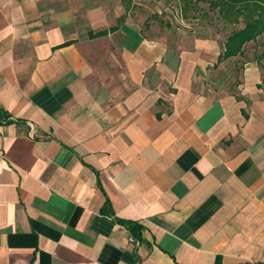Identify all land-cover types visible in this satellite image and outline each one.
I'll list each match as a JSON object with an SVG mask.
<instances>
[{"label": "crops", "instance_id": "0c3cea01", "mask_svg": "<svg viewBox=\"0 0 264 264\" xmlns=\"http://www.w3.org/2000/svg\"><path fill=\"white\" fill-rule=\"evenodd\" d=\"M172 3L0 0V264H264V67Z\"/></svg>", "mask_w": 264, "mask_h": 264}, {"label": "trees", "instance_id": "16d2710c", "mask_svg": "<svg viewBox=\"0 0 264 264\" xmlns=\"http://www.w3.org/2000/svg\"><path fill=\"white\" fill-rule=\"evenodd\" d=\"M195 7L199 4L209 6V11L219 19H224L235 24L243 23L242 29L233 30L224 43V49L219 56L218 63L227 61L236 56H243L247 44L257 43L263 37V50L257 56V62L264 67V0H188ZM117 28H111L115 31ZM108 31L90 35V38L106 36ZM4 123L11 122L4 118Z\"/></svg>", "mask_w": 264, "mask_h": 264}, {"label": "rangeland", "instance_id": "374dc122", "mask_svg": "<svg viewBox=\"0 0 264 264\" xmlns=\"http://www.w3.org/2000/svg\"><path fill=\"white\" fill-rule=\"evenodd\" d=\"M152 1H154V0H152ZM166 1L168 3H170V0H166ZM174 3H175V0H173L172 4L174 5ZM196 7L192 6V7H190V9L188 11V14H190V16L193 17V18H197L198 16L202 15L200 13H199L200 15L197 14L201 9H196ZM173 8L174 9H172V11L176 12L178 10V9L176 10V7H173ZM151 9H154V8H151ZM209 12H211V11H209ZM164 14H169V16H173L169 12H164ZM206 15L208 16V14H206ZM214 16H215V14H214ZM214 16H211V17L214 18ZM218 19H219L218 17H216V19L215 18L213 19L214 26H215L216 29L220 26V22L218 21ZM144 28L146 29V31L153 32V30L150 29V25L146 24V25H144ZM234 29L235 28H233V30ZM168 43H169L170 49H172L171 51L174 52V54H175L176 53L175 50L178 49L177 48L178 42H177L176 38H175V40L172 38L170 41H168ZM260 47H262V43H261V45H257V46H254L253 44L247 46L245 48L246 49L245 50V54L243 56H241V57H238V62L231 61L229 63V65H226V69H222L223 70L222 73H219L220 80L222 82H224L225 84L227 82H230V81L239 82L242 68H244V65L247 62H252V61H256L257 60L258 53H259V51H261ZM167 57H168L167 59H169V60L172 59L171 62L174 61V63H175V60H177L176 56L173 57V55H171L170 57L169 56H167ZM235 67H236V69H235ZM262 69H264V68H262Z\"/></svg>", "mask_w": 264, "mask_h": 264}, {"label": "built area", "instance_id": "2783aa9c", "mask_svg": "<svg viewBox=\"0 0 264 264\" xmlns=\"http://www.w3.org/2000/svg\"><path fill=\"white\" fill-rule=\"evenodd\" d=\"M30 126H32L31 124H29ZM33 129V128H32ZM34 135V133L32 134V136Z\"/></svg>", "mask_w": 264, "mask_h": 264}]
</instances>
